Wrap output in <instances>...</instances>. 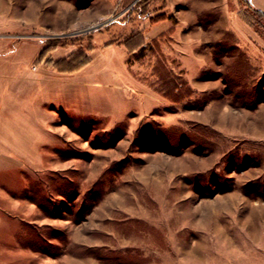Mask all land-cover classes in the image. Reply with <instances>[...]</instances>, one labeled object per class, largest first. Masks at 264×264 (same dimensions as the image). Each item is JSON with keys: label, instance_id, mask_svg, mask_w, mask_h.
<instances>
[{"label": "rangeland", "instance_id": "1", "mask_svg": "<svg viewBox=\"0 0 264 264\" xmlns=\"http://www.w3.org/2000/svg\"><path fill=\"white\" fill-rule=\"evenodd\" d=\"M0 204V264H264V15L0 0Z\"/></svg>", "mask_w": 264, "mask_h": 264}, {"label": "crops", "instance_id": "2", "mask_svg": "<svg viewBox=\"0 0 264 264\" xmlns=\"http://www.w3.org/2000/svg\"><path fill=\"white\" fill-rule=\"evenodd\" d=\"M250 4L253 5V8L255 10H257L258 12H260L261 14L264 15V0H250ZM1 194H2V191H1ZM5 194V193H4ZM8 195V194H7ZM19 201V200H17ZM27 201V200H26ZM15 202V201H13ZM15 206H17L18 203H13ZM33 204V203H31ZM30 205V204H29ZM4 205L3 204H0V232H1V229L3 228L5 222H6V214H5V209L2 208ZM1 236V235H0Z\"/></svg>", "mask_w": 264, "mask_h": 264}, {"label": "trees", "instance_id": "3", "mask_svg": "<svg viewBox=\"0 0 264 264\" xmlns=\"http://www.w3.org/2000/svg\"><path fill=\"white\" fill-rule=\"evenodd\" d=\"M257 11V10H256ZM258 12V11H257ZM260 13V12H259Z\"/></svg>", "mask_w": 264, "mask_h": 264}]
</instances>
